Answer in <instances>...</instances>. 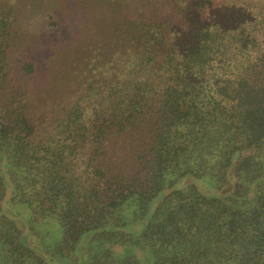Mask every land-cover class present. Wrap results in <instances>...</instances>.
Segmentation results:
<instances>
[{"label": "trees", "instance_id": "16d2710c", "mask_svg": "<svg viewBox=\"0 0 264 264\" xmlns=\"http://www.w3.org/2000/svg\"><path fill=\"white\" fill-rule=\"evenodd\" d=\"M140 3L68 102L0 101V264H264V0Z\"/></svg>", "mask_w": 264, "mask_h": 264}, {"label": "rangeland", "instance_id": "374dc122", "mask_svg": "<svg viewBox=\"0 0 264 264\" xmlns=\"http://www.w3.org/2000/svg\"><path fill=\"white\" fill-rule=\"evenodd\" d=\"M148 1L151 0H130L124 7L122 0H15L16 18L7 63L12 66L8 74L11 80L0 91L4 95L0 101L15 98L14 106L22 105L31 119L48 114L59 101L68 102L66 97L81 72L82 63L101 38L110 34L113 17L144 14L143 10L137 12V4L141 6L140 2ZM90 3L94 10H86ZM23 62L32 63V74H23L16 68ZM140 139L134 146L137 151L142 146ZM119 154L121 151L117 149L114 155L117 158ZM130 156L135 158L134 151Z\"/></svg>", "mask_w": 264, "mask_h": 264}]
</instances>
